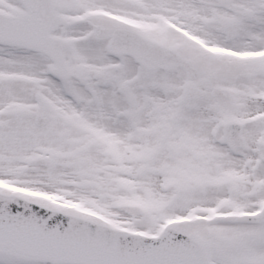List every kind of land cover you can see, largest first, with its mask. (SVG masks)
Here are the masks:
<instances>
[{
	"label": "snow or ice",
	"instance_id": "1",
	"mask_svg": "<svg viewBox=\"0 0 264 264\" xmlns=\"http://www.w3.org/2000/svg\"><path fill=\"white\" fill-rule=\"evenodd\" d=\"M0 264H264V0H0Z\"/></svg>",
	"mask_w": 264,
	"mask_h": 264
}]
</instances>
